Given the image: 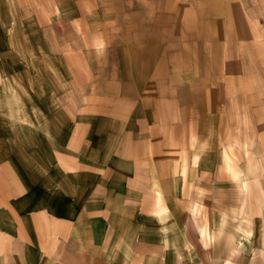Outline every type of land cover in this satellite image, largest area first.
Wrapping results in <instances>:
<instances>
[{
	"label": "crops",
	"instance_id": "0c3cea01",
	"mask_svg": "<svg viewBox=\"0 0 264 264\" xmlns=\"http://www.w3.org/2000/svg\"><path fill=\"white\" fill-rule=\"evenodd\" d=\"M85 1L45 15L83 47L63 125L52 85L25 96L0 61V264H264V116L252 157L234 145L264 95L238 0Z\"/></svg>",
	"mask_w": 264,
	"mask_h": 264
},
{
	"label": "rangeland",
	"instance_id": "374dc122",
	"mask_svg": "<svg viewBox=\"0 0 264 264\" xmlns=\"http://www.w3.org/2000/svg\"><path fill=\"white\" fill-rule=\"evenodd\" d=\"M61 1L0 0V61H5L10 65L8 76L12 81H20L22 87L24 85L25 96H28V86L43 88L45 82L52 85V100L55 104L53 106L54 125H63L71 111V89L65 90L60 83L67 77L71 82L72 71L76 72L77 65L80 67L82 65L81 59L77 61L78 53L76 51L82 52L83 50V47H79L81 43L79 46L76 43V34L74 37L71 36L72 27H68L70 30L67 32L69 35L67 37L66 32L61 33V26L45 25V15L52 8L60 6ZM105 1L107 0H86V12L89 13L93 7L99 6ZM238 2L242 10L240 8L230 10L231 21L233 19L235 21L233 25L229 26L233 29L231 35L238 40L243 37L242 40H244L241 42L240 48L245 51V58H243L247 80L245 88L251 93L256 86L255 77H257L253 72H256L258 67L262 78L260 83L264 88V0H238ZM240 17L242 18L240 19ZM235 31L236 34H234ZM84 52L85 79H90L92 78L93 65L98 63V59L91 54L88 41H85ZM229 60L236 61L237 59L230 58ZM62 66L69 67L67 77L65 74H61ZM238 67V64H235L233 68L240 69ZM262 92L264 94L263 89ZM261 107L263 110L260 108L258 110L262 113L254 112L256 114H253L251 110V112H246L250 117H247L243 124L245 136L236 139L234 143L235 146L244 148L246 157H252L251 151L259 145V139L250 136L253 129L250 119L264 116V95L261 98ZM54 113H56V117ZM261 125L264 126L263 123ZM256 155H259L261 160L263 159L261 154L257 153Z\"/></svg>",
	"mask_w": 264,
	"mask_h": 264
}]
</instances>
